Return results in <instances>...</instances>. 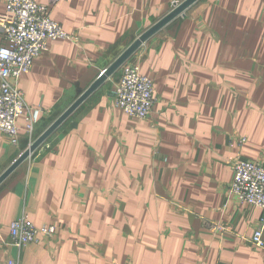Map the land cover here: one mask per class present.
I'll return each instance as SVG.
<instances>
[{"label": "crops", "instance_id": "1", "mask_svg": "<svg viewBox=\"0 0 264 264\" xmlns=\"http://www.w3.org/2000/svg\"><path fill=\"white\" fill-rule=\"evenodd\" d=\"M181 1L52 4L79 41H49L16 80L28 105L50 113L32 134L22 119L15 139L0 132V174ZM125 63L153 80L150 120L114 105L119 68L0 183V264H264L248 242L264 210L230 195L228 164H264V0H197ZM22 215L53 224V238L13 246L9 225ZM206 220L231 232L212 233Z\"/></svg>", "mask_w": 264, "mask_h": 264}, {"label": "built area", "instance_id": "2", "mask_svg": "<svg viewBox=\"0 0 264 264\" xmlns=\"http://www.w3.org/2000/svg\"><path fill=\"white\" fill-rule=\"evenodd\" d=\"M57 1L43 4L35 0H3L0 36L6 44L0 45V132L14 139L19 133V119L23 120L26 132L32 134L40 114L50 113L41 106L28 105L16 80L31 70L34 60L47 49L49 41H79L78 36L67 32L51 18L50 6ZM120 69L121 76L113 91L114 105L130 117L150 120L155 103L153 80L143 75L137 65L124 63ZM239 141L243 142L244 137ZM228 164L233 173L230 195L238 202L264 210V164L239 156L229 159ZM205 227L220 235L231 232L222 221L206 220ZM55 233L53 224L38 226L24 215L9 225V241L19 249L28 244L48 242ZM248 242L264 249V220L256 226ZM7 264L17 263L9 260Z\"/></svg>", "mask_w": 264, "mask_h": 264}, {"label": "water", "instance_id": "3", "mask_svg": "<svg viewBox=\"0 0 264 264\" xmlns=\"http://www.w3.org/2000/svg\"><path fill=\"white\" fill-rule=\"evenodd\" d=\"M197 0H183L176 4L167 14L161 17L152 26L143 31L131 44H129L103 71L102 73L39 135L32 143L0 174V183L36 149H38L50 134L58 128L76 108L110 76L116 72L122 64L139 48V46L160 30L175 17L182 14Z\"/></svg>", "mask_w": 264, "mask_h": 264}, {"label": "rangeland", "instance_id": "4", "mask_svg": "<svg viewBox=\"0 0 264 264\" xmlns=\"http://www.w3.org/2000/svg\"><path fill=\"white\" fill-rule=\"evenodd\" d=\"M175 4H178V3H175ZM175 4H174V5H175ZM122 65H123V64H122ZM122 65H121V66H122ZM118 74H119V70L116 71V72H114V76L112 75V76H113V77H112L113 79H112V78H111V79L114 81V80H115V77H116ZM108 84L111 85V84H112L111 81H109ZM204 225H205V224H204ZM210 232H211V231H210ZM212 233H213V232H212ZM250 237H251V236H250Z\"/></svg>", "mask_w": 264, "mask_h": 264}]
</instances>
